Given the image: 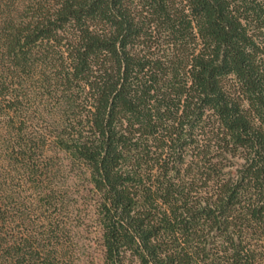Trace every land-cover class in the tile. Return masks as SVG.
<instances>
[{"label": "trees", "instance_id": "obj_1", "mask_svg": "<svg viewBox=\"0 0 264 264\" xmlns=\"http://www.w3.org/2000/svg\"><path fill=\"white\" fill-rule=\"evenodd\" d=\"M80 220L99 264H264V0H0V264Z\"/></svg>", "mask_w": 264, "mask_h": 264}, {"label": "rangeland", "instance_id": "obj_2", "mask_svg": "<svg viewBox=\"0 0 264 264\" xmlns=\"http://www.w3.org/2000/svg\"><path fill=\"white\" fill-rule=\"evenodd\" d=\"M71 175L66 174L64 177L62 176L61 181L67 184L70 182ZM26 191L22 193V197L25 198L26 202H29V198L31 196V189L25 187ZM28 188V189H27ZM25 190V189H24ZM36 209V205H29ZM43 209L40 212L36 213V210H32L31 218L37 222V231L40 233H44L46 226L43 223V217H45L48 213ZM85 220V219H84ZM80 220L76 224V228L71 230L69 234V242L67 238L63 237L65 241V248L68 251H73L74 264H99L101 263V256L103 252V247L101 243V235L99 230L96 228L95 224L92 222ZM64 234V233H63ZM62 234V236H63Z\"/></svg>", "mask_w": 264, "mask_h": 264}]
</instances>
